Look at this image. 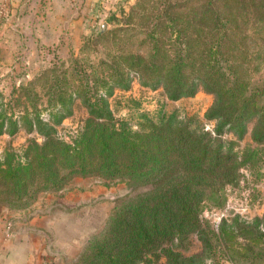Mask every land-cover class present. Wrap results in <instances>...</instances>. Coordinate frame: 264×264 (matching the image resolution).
<instances>
[{
  "label": "trees",
  "instance_id": "16d2710c",
  "mask_svg": "<svg viewBox=\"0 0 264 264\" xmlns=\"http://www.w3.org/2000/svg\"><path fill=\"white\" fill-rule=\"evenodd\" d=\"M149 1L156 10L140 11L146 5L137 1L123 28L140 24L150 42L147 52L117 49L111 73L96 76L100 87H90L89 77L81 74L75 88L63 84L68 71L61 69L50 79L45 76L43 107L35 102L37 93L24 85L20 89L30 104L14 111L0 102V135L22 126L41 138L30 137L20 151L7 147L0 155V206L27 215L40 193L64 190L77 176L149 184L118 199L77 264H203L208 258L206 263L219 264L213 258L219 250L213 236L226 259L256 264L264 255V213L250 223L223 220L215 232L202 223L200 212L206 198L222 199L221 188L238 181L239 168L253 154L239 155L236 140L222 135L231 132L241 139L253 121L251 139L264 141V85H252L253 74L264 64V0ZM134 77L142 85L161 86L172 100L199 88L212 93L205 112L215 121L212 131L191 125L175 111L144 113L137 128L116 118L108 98L115 87L129 88ZM77 97L88 115L65 139L57 126L71 114ZM193 233L202 250L186 254L180 246Z\"/></svg>",
  "mask_w": 264,
  "mask_h": 264
},
{
  "label": "rangeland",
  "instance_id": "374dc122",
  "mask_svg": "<svg viewBox=\"0 0 264 264\" xmlns=\"http://www.w3.org/2000/svg\"><path fill=\"white\" fill-rule=\"evenodd\" d=\"M14 1L0 0V102H4L9 110L17 111L30 104L25 95L26 90L20 89L21 85L26 86L30 92L37 93L35 102L41 108L47 104V96L43 93L46 89L45 76L50 79L54 71L59 73L61 69H67L66 80L61 81L63 84L67 83L75 88L79 84L78 77L81 74L89 77L90 87L97 89L101 85L100 81L95 80L96 76L111 73V56L117 49L145 54L149 47L150 42L145 37L144 30H140V24L135 26L136 29H123L127 27L125 17L139 0H116L108 6H103V9H99L86 21L84 29L62 31L60 33L63 39L52 44L42 40L41 36L45 31L27 26L40 19V8L32 6L30 14L28 9L32 4L27 6L22 0H19L18 4L13 3ZM144 4L146 8L140 11L151 13L156 10L150 5L151 1L144 0ZM131 22L132 20L128 21L130 24ZM103 24L105 28L101 31ZM99 32L105 33L100 36ZM102 60L109 64L101 63ZM76 69L80 72L78 75L75 74ZM253 75L252 85H264V64ZM213 99L212 93L199 88L194 95L172 100L167 97L161 86L151 88L142 85L139 79L134 77L129 88L115 87L108 101L115 117L126 119L134 128L138 127V121L144 113L153 116L163 110L175 111L179 117L190 119L191 125L199 128L203 126L212 131L215 121L207 119L205 112ZM71 107V114L57 126L58 134L65 139L75 133L88 115L87 107L79 97L73 100ZM252 125L253 121L248 123L247 133L241 139H236L231 132L222 135L223 138L236 140L234 149L239 155L247 150H252L253 154L248 155L246 162L239 168L238 181L227 183L221 188L222 199L210 196L202 203V223L215 232L223 220L231 222L232 218L237 217L240 221L250 223L256 217L263 216L264 141L258 143L251 139ZM30 137L41 139L36 132L29 133L22 126L14 134H1L0 155L7 147L20 151ZM74 179L72 182L75 184L71 182L72 184L67 186H76V189L43 192L35 201L37 211L50 208L59 218L56 225L57 234H50L51 246L47 264H77L85 243L90 236L103 228L118 199L127 193L134 194L150 187L149 184L132 186L126 181L114 182L98 176H77ZM81 191L83 192L78 203H66V195ZM3 223L6 237L21 231L25 224L11 219H6ZM260 227L264 230L263 223ZM212 240L217 249L221 250L222 246L218 245L214 236ZM180 249L186 254L200 253L202 242L197 234L193 233ZM219 250L213 257L219 260V264H236L226 259L221 252L219 254ZM209 260L210 258L206 259L203 264ZM238 260L237 264H245L242 259ZM255 261L256 264H264V255L258 256Z\"/></svg>",
  "mask_w": 264,
  "mask_h": 264
},
{
  "label": "crops",
  "instance_id": "0c3cea01",
  "mask_svg": "<svg viewBox=\"0 0 264 264\" xmlns=\"http://www.w3.org/2000/svg\"><path fill=\"white\" fill-rule=\"evenodd\" d=\"M114 1L116 0H22V3L27 6L32 4L28 9L30 14L32 6L36 5L37 9L40 8V15H38L40 19L27 26L45 31L41 36L42 40L52 44L54 41L63 39L60 33L62 31L84 29L86 21L93 14L95 15L99 9H103V6H108ZM15 2L18 4L19 0L13 3ZM72 183L75 184L74 181ZM66 188L76 189L77 187L69 185ZM82 192H70L66 195L67 199L64 197L66 203H78ZM36 208L37 204L27 215H21L10 213L7 207L0 206V264H47L46 260H49L50 256V234H57L56 225L59 223V218L56 217L55 212H51L50 208L41 211H37ZM6 219L25 223L23 229L6 237L2 226Z\"/></svg>",
  "mask_w": 264,
  "mask_h": 264
},
{
  "label": "water",
  "instance_id": "95a60500",
  "mask_svg": "<svg viewBox=\"0 0 264 264\" xmlns=\"http://www.w3.org/2000/svg\"><path fill=\"white\" fill-rule=\"evenodd\" d=\"M104 28H105V25L103 24V25L101 26V31H103Z\"/></svg>",
  "mask_w": 264,
  "mask_h": 264
},
{
  "label": "built area",
  "instance_id": "2783aa9c",
  "mask_svg": "<svg viewBox=\"0 0 264 264\" xmlns=\"http://www.w3.org/2000/svg\"><path fill=\"white\" fill-rule=\"evenodd\" d=\"M206 264H209V263H206Z\"/></svg>",
  "mask_w": 264,
  "mask_h": 264
}]
</instances>
